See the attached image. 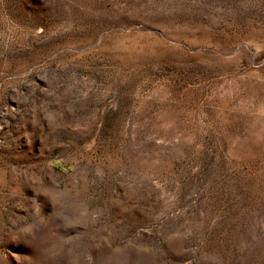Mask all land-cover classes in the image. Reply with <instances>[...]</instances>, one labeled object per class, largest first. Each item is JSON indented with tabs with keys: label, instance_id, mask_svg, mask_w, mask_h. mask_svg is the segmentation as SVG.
I'll return each instance as SVG.
<instances>
[{
	"label": "rangeland",
	"instance_id": "374dc122",
	"mask_svg": "<svg viewBox=\"0 0 264 264\" xmlns=\"http://www.w3.org/2000/svg\"><path fill=\"white\" fill-rule=\"evenodd\" d=\"M0 264H264V0H0Z\"/></svg>",
	"mask_w": 264,
	"mask_h": 264
}]
</instances>
